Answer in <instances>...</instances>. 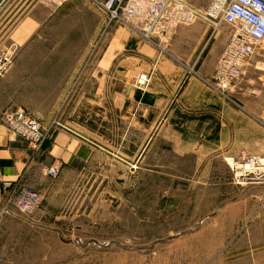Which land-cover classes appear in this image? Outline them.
I'll return each mask as SVG.
<instances>
[{"label":"rangeland","instance_id":"374dc122","mask_svg":"<svg viewBox=\"0 0 264 264\" xmlns=\"http://www.w3.org/2000/svg\"><path fill=\"white\" fill-rule=\"evenodd\" d=\"M187 1L197 9L208 3ZM2 3L9 10L24 3L12 25L38 4L29 39L0 42V53L11 56L0 76L2 111L20 109L42 127L84 129L94 139L102 130L105 139L117 143L121 158L127 138L143 140L130 120L93 115L92 102L97 62L107 49L120 48L119 35L150 45L116 23L106 26L105 14L89 0H67L58 8L41 0ZM154 52V65L170 60L157 59ZM256 55L244 77L264 74L254 68H263ZM136 74L130 76L132 86ZM160 142L140 162L139 153H133V162L119 160V169L65 175L61 191L57 187L48 198L55 216L49 229L33 217L42 200L28 215L14 206L1 209L8 215L0 216V264H264V167L239 179L225 159L245 155L220 161L210 155L181 156ZM81 178L87 191L79 198Z\"/></svg>","mask_w":264,"mask_h":264},{"label":"crops","instance_id":"0c3cea01","mask_svg":"<svg viewBox=\"0 0 264 264\" xmlns=\"http://www.w3.org/2000/svg\"><path fill=\"white\" fill-rule=\"evenodd\" d=\"M4 5L0 0V42L28 40L33 34L31 17L38 4H31L28 14L19 17L13 25L10 22L24 3L22 6L18 3L10 10ZM228 33L229 27L225 24L213 30L197 20L176 29L169 51L184 64L194 65L203 77L210 78ZM116 39L120 48L107 49L97 62L95 101L92 103L96 105L93 115H102L101 120L105 119V114L109 121L114 117L130 120L142 136V141L129 137L123 142L126 149L122 158L133 162L129 159L130 154L139 153L136 162L144 160L158 139L171 146L175 154L210 155L215 161L224 156L239 158L264 153V131L252 119L196 79L186 77L183 69L172 61L161 58L154 65L155 52L151 47L132 38L123 39L121 35ZM255 57L263 63V68L257 67V70L264 73V50ZM100 62L108 63L107 67H100ZM150 71L152 76L146 91L135 89L130 76ZM256 75V78L243 76L229 92L235 102L260 117L264 115V74ZM5 105V98L4 101L0 99V114ZM90 134L84 129L78 133L55 129L43 142L41 152L34 155L26 142L12 135L0 121V216L8 215V211L1 209L9 194L26 186L40 192L42 201L33 217L41 227L49 229L55 216L48 206V198L57 187L58 192L61 191L59 183L65 175L80 174L82 177L88 169H119V160L126 162L116 151L117 143L105 139L102 130L96 132V139ZM48 167L57 168L56 179L45 175ZM80 181L79 198L87 191L84 187L87 180L81 178ZM67 184L70 183L66 182L65 186Z\"/></svg>","mask_w":264,"mask_h":264},{"label":"built area","instance_id":"2783aa9c","mask_svg":"<svg viewBox=\"0 0 264 264\" xmlns=\"http://www.w3.org/2000/svg\"><path fill=\"white\" fill-rule=\"evenodd\" d=\"M47 7L58 8L67 0H41ZM106 16V26L118 24L130 31L156 51V58L166 56L180 66L186 77L199 81L207 90L232 104L248 116L264 131V115L255 116L230 96L242 79L244 70L257 52L264 50V0H208L203 9H197L187 0H89ZM202 21L213 30L222 24L229 27L224 45L214 66L213 75L205 78L194 65H186L169 51V43L179 26ZM11 56L0 53V76L6 71ZM258 69L257 66H254ZM151 74L137 73L133 87L145 92L151 81ZM0 121L15 137L26 142L34 154L41 152L43 142L55 129H44L38 120L23 110L6 109L0 114ZM235 170L236 178H245L264 167V157L245 155L240 160L225 159ZM45 175L58 177L55 167L45 169ZM41 201L38 190L22 186L6 198L3 211L14 206L21 214H31Z\"/></svg>","mask_w":264,"mask_h":264},{"label":"bare ground","instance_id":"6f19581e","mask_svg":"<svg viewBox=\"0 0 264 264\" xmlns=\"http://www.w3.org/2000/svg\"><path fill=\"white\" fill-rule=\"evenodd\" d=\"M148 73V72H147ZM134 81V80H133ZM264 172V171H263Z\"/></svg>","mask_w":264,"mask_h":264}]
</instances>
